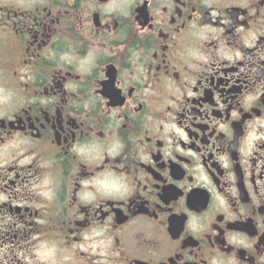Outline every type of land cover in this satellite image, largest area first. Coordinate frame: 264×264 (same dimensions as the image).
Wrapping results in <instances>:
<instances>
[{
	"label": "flooded vegetation",
	"instance_id": "flooded-vegetation-1",
	"mask_svg": "<svg viewBox=\"0 0 264 264\" xmlns=\"http://www.w3.org/2000/svg\"><path fill=\"white\" fill-rule=\"evenodd\" d=\"M0 264H264V0H0Z\"/></svg>",
	"mask_w": 264,
	"mask_h": 264
}]
</instances>
